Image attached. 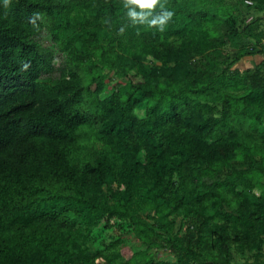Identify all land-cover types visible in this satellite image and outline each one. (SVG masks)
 <instances>
[{
	"label": "trees",
	"instance_id": "trees-1",
	"mask_svg": "<svg viewBox=\"0 0 264 264\" xmlns=\"http://www.w3.org/2000/svg\"><path fill=\"white\" fill-rule=\"evenodd\" d=\"M160 2L163 31L133 23L124 0H0V264H159L158 248L173 264H232L229 247L197 244L198 220L176 219L222 202L238 214L213 215L226 222L209 238L261 250L264 71L235 78L254 51L225 48L244 36L264 54L259 18L230 21L264 0ZM109 74L126 83L110 89ZM245 155L250 168L223 179ZM129 233L139 250H124Z\"/></svg>",
	"mask_w": 264,
	"mask_h": 264
},
{
	"label": "rangeland",
	"instance_id": "rangeland-1",
	"mask_svg": "<svg viewBox=\"0 0 264 264\" xmlns=\"http://www.w3.org/2000/svg\"><path fill=\"white\" fill-rule=\"evenodd\" d=\"M238 0H228L231 4L237 5ZM241 12L238 10H234L233 15L230 18V21L234 27L235 30H238L243 25H246L249 22H253L255 19H260L259 23L255 27V31H264V12L254 10L252 8H242L240 9ZM40 42L51 49H53L56 52V66L61 67V65L64 63V59L61 54H58V47L54 45V43L51 40V37L47 34V32H44L40 36ZM264 43V39H263ZM248 48L250 51H254L251 53L250 56H246L242 61L232 66V71L234 69H238L240 76H236L235 78L241 79L242 77L246 76V73H250L256 70L257 66H260L264 71V54L260 53V49L255 45V40L251 38H247L244 36H237L235 35L234 42L229 44L225 49L228 55H234L237 51H239L242 48ZM258 51V52H257ZM57 75V74H56ZM107 83L110 85V89L115 86L124 85L126 83V79L120 78L117 75L113 76V74H109V77L107 78ZM220 107V106H219ZM220 110L222 107L219 108ZM255 159H260L259 155H255ZM251 166V159L249 155H245V157L238 158L234 161H232L231 165L226 167L223 173L222 178L225 179L227 177L234 178L235 174L239 171H245L248 170ZM262 182L264 183V177L262 179ZM248 183V181H246ZM248 187L245 186V191L251 196V199L255 200L259 197L260 191L257 189H253V187L248 183ZM216 211H209L204 216L200 217H192L185 216L184 214L180 213L177 215L176 219L183 220V217L186 219V225L190 222L193 224V221H197L200 223V225H203V229L201 230L202 234L197 235L196 242L199 246H201L205 254L210 253V251H214V253H217L219 248L222 247V245H225L229 247V251L233 254V260L232 264H257L258 261H262L264 258V244L262 245V248L260 251H245V252H238L235 244H227L226 239L222 233V231L217 228L216 232L213 234L212 238L210 239L208 234L210 229H213L216 225H223L226 221L225 220H211L213 215H216L217 213L221 214V216L226 215H237L238 209L237 207H231L226 202H222L220 206L216 207ZM184 215V216H183ZM205 225V230H204ZM186 227H183L182 231L185 232ZM126 244L123 245L125 248L124 250H139L142 246V242L138 240L132 233L126 235L123 237ZM153 255L155 256L156 260L160 261L159 264H173L176 263L177 257L173 255L170 251L163 250V248L158 249H152L151 250ZM144 264H153L150 261H146Z\"/></svg>",
	"mask_w": 264,
	"mask_h": 264
},
{
	"label": "clouds",
	"instance_id": "clouds-1",
	"mask_svg": "<svg viewBox=\"0 0 264 264\" xmlns=\"http://www.w3.org/2000/svg\"><path fill=\"white\" fill-rule=\"evenodd\" d=\"M158 3L159 12L153 14L151 11H143V9H153ZM134 6H139L141 11H138ZM124 8L127 9V16L133 23H146L149 27L156 26L161 31H163L164 26L173 16V12L167 10L164 3L160 2V0H124Z\"/></svg>",
	"mask_w": 264,
	"mask_h": 264
},
{
	"label": "built area",
	"instance_id": "built-area-1",
	"mask_svg": "<svg viewBox=\"0 0 264 264\" xmlns=\"http://www.w3.org/2000/svg\"><path fill=\"white\" fill-rule=\"evenodd\" d=\"M248 4H252V2L251 1H246Z\"/></svg>",
	"mask_w": 264,
	"mask_h": 264
}]
</instances>
